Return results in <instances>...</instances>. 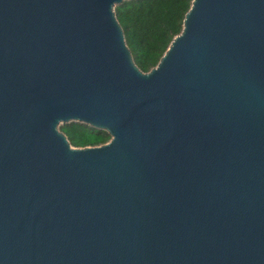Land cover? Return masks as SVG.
Instances as JSON below:
<instances>
[{
    "label": "water",
    "instance_id": "1",
    "mask_svg": "<svg viewBox=\"0 0 264 264\" xmlns=\"http://www.w3.org/2000/svg\"><path fill=\"white\" fill-rule=\"evenodd\" d=\"M123 1L0 0V264H264V0H193L147 72Z\"/></svg>",
    "mask_w": 264,
    "mask_h": 264
},
{
    "label": "trees",
    "instance_id": "2",
    "mask_svg": "<svg viewBox=\"0 0 264 264\" xmlns=\"http://www.w3.org/2000/svg\"><path fill=\"white\" fill-rule=\"evenodd\" d=\"M193 0H124L115 6L127 44L135 62L145 72L155 67L178 35ZM72 145H100L111 135L82 122H70L61 129Z\"/></svg>",
    "mask_w": 264,
    "mask_h": 264
},
{
    "label": "rangeland",
    "instance_id": "3",
    "mask_svg": "<svg viewBox=\"0 0 264 264\" xmlns=\"http://www.w3.org/2000/svg\"><path fill=\"white\" fill-rule=\"evenodd\" d=\"M67 123H62V124H60L59 125V129L61 130L62 129V127L64 126V125H66Z\"/></svg>",
    "mask_w": 264,
    "mask_h": 264
}]
</instances>
